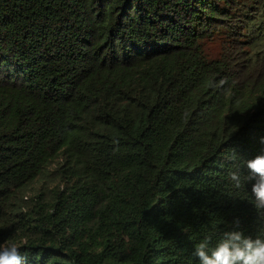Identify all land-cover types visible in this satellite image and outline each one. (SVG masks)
<instances>
[{
    "label": "trees",
    "instance_id": "obj_1",
    "mask_svg": "<svg viewBox=\"0 0 264 264\" xmlns=\"http://www.w3.org/2000/svg\"><path fill=\"white\" fill-rule=\"evenodd\" d=\"M261 137L264 0H0V244L27 264L264 237Z\"/></svg>",
    "mask_w": 264,
    "mask_h": 264
},
{
    "label": "clouds",
    "instance_id": "obj_2",
    "mask_svg": "<svg viewBox=\"0 0 264 264\" xmlns=\"http://www.w3.org/2000/svg\"><path fill=\"white\" fill-rule=\"evenodd\" d=\"M260 142L264 143V137L260 138ZM226 159L234 162L235 150ZM247 168L250 174L246 179H255L251 189L254 206L260 219L264 220V153L248 160ZM229 177L237 189L241 187L239 171H230ZM232 223L235 227L224 231L214 245L210 236H206L195 245L193 255L198 259L199 264H264V237L257 235L253 238L251 235H246L239 228L238 217ZM0 264H27V258L21 254L17 244L4 243L0 244Z\"/></svg>",
    "mask_w": 264,
    "mask_h": 264
}]
</instances>
